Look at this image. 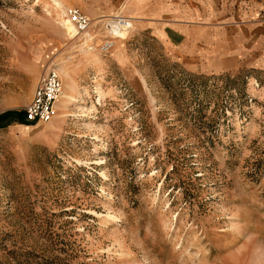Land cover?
Segmentation results:
<instances>
[{"label": "rangeland", "instance_id": "rangeland-1", "mask_svg": "<svg viewBox=\"0 0 264 264\" xmlns=\"http://www.w3.org/2000/svg\"><path fill=\"white\" fill-rule=\"evenodd\" d=\"M123 1L0 0V113L47 66L69 94L0 127V264H264V70L190 71L134 21L103 52Z\"/></svg>", "mask_w": 264, "mask_h": 264}, {"label": "crops", "instance_id": "crops-1", "mask_svg": "<svg viewBox=\"0 0 264 264\" xmlns=\"http://www.w3.org/2000/svg\"><path fill=\"white\" fill-rule=\"evenodd\" d=\"M122 5L125 14L134 19V34L148 32L164 54L190 71L264 70V4L124 0ZM122 51L112 54H130L127 49L126 53Z\"/></svg>", "mask_w": 264, "mask_h": 264}, {"label": "built area", "instance_id": "built-area-1", "mask_svg": "<svg viewBox=\"0 0 264 264\" xmlns=\"http://www.w3.org/2000/svg\"><path fill=\"white\" fill-rule=\"evenodd\" d=\"M70 19L79 32H83L91 26L93 19L78 7L68 10ZM112 21H107L106 26L114 31V26L128 30L132 26V20L123 14L115 16ZM115 36H107L100 49L109 52L115 46ZM63 83L58 69L47 66L38 78L30 101L25 106V118L31 122L49 121L56 113V102L62 96Z\"/></svg>", "mask_w": 264, "mask_h": 264}, {"label": "bare ground", "instance_id": "bare-ground-1", "mask_svg": "<svg viewBox=\"0 0 264 264\" xmlns=\"http://www.w3.org/2000/svg\"><path fill=\"white\" fill-rule=\"evenodd\" d=\"M58 19H59V23L61 24L62 29L64 30L66 36L68 35L69 37H71V36L74 37V36H78L80 34L84 35L86 33V32H79L77 30L75 24L73 23L72 20H70L68 13L64 9L60 13ZM130 19L132 20V25H133V21L134 20L132 18H130ZM111 21H112V23H114L113 20H111ZM108 31L111 34H113L116 38H119V39H126L127 38V35H128V30H126V29L123 30L122 28L116 27V26H114V31L112 29L111 30L109 29ZM85 35L87 36L88 34H85ZM115 42H117V41H115ZM95 59H96L97 62H100L99 57L96 56V55H95ZM68 96H69V94H67L63 90L62 97H68ZM56 106H57V103H56ZM49 121H51V120H49Z\"/></svg>", "mask_w": 264, "mask_h": 264}, {"label": "trees", "instance_id": "trees-1", "mask_svg": "<svg viewBox=\"0 0 264 264\" xmlns=\"http://www.w3.org/2000/svg\"><path fill=\"white\" fill-rule=\"evenodd\" d=\"M25 113L23 111L9 109L0 113V127L9 123L10 120H24Z\"/></svg>", "mask_w": 264, "mask_h": 264}]
</instances>
